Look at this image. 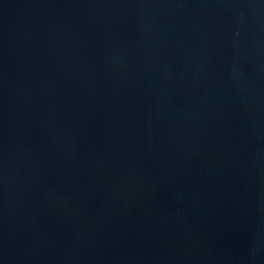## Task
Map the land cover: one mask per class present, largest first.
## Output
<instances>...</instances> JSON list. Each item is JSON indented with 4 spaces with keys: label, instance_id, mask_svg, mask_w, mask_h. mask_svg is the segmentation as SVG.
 <instances>
[{
    "label": "water",
    "instance_id": "obj_1",
    "mask_svg": "<svg viewBox=\"0 0 264 264\" xmlns=\"http://www.w3.org/2000/svg\"><path fill=\"white\" fill-rule=\"evenodd\" d=\"M0 264H264V0H0Z\"/></svg>",
    "mask_w": 264,
    "mask_h": 264
}]
</instances>
